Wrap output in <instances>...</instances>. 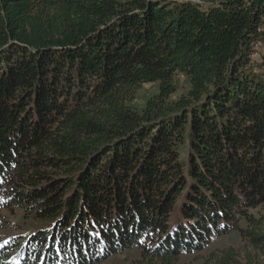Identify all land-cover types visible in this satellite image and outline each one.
<instances>
[{
	"label": "trees",
	"instance_id": "16d2710c",
	"mask_svg": "<svg viewBox=\"0 0 264 264\" xmlns=\"http://www.w3.org/2000/svg\"><path fill=\"white\" fill-rule=\"evenodd\" d=\"M263 39L264 0H0V206L41 221L0 264H175L242 218L206 264L264 260Z\"/></svg>",
	"mask_w": 264,
	"mask_h": 264
},
{
	"label": "rangeland",
	"instance_id": "374dc122",
	"mask_svg": "<svg viewBox=\"0 0 264 264\" xmlns=\"http://www.w3.org/2000/svg\"><path fill=\"white\" fill-rule=\"evenodd\" d=\"M204 3L211 2L215 3L220 0H200ZM264 42V39L262 40ZM262 58L259 59L257 63H260ZM256 63V62H255ZM264 69H259L257 72L262 73ZM174 82L176 84L177 92L172 97L173 100H176L182 94H185L189 89V81L183 75H176L174 77ZM158 84L149 83L144 84L140 90L136 93V99L134 101L135 106L140 109L144 107L146 100L157 92ZM184 158V156H183ZM6 206L8 204L6 203ZM6 206H0V219L1 226L3 229H0L2 235H13L17 236L25 232V228L32 229L37 226L40 227L41 221L37 220L29 211L25 210L20 206L12 204L11 208L8 209ZM248 213L252 214L255 218L264 215V205L257 207L256 209L249 210ZM235 227L229 228L228 233L212 236L210 243L202 251L191 252H181L177 260L174 261L175 264H206L207 259L214 254H217L226 249H233L235 252H238L239 259L245 263V253L250 252L251 248L247 246V242L242 240L240 235V229L246 228V221L242 219L235 220L233 225ZM21 237V236H20ZM253 254V251H251ZM264 263L263 257L256 259L255 264L259 262ZM262 263V264H263ZM95 264H157L156 260H151L147 257L143 249L140 247L130 246L128 249L121 250L118 253L109 256L105 260L95 263Z\"/></svg>",
	"mask_w": 264,
	"mask_h": 264
},
{
	"label": "built area",
	"instance_id": "2783aa9c",
	"mask_svg": "<svg viewBox=\"0 0 264 264\" xmlns=\"http://www.w3.org/2000/svg\"><path fill=\"white\" fill-rule=\"evenodd\" d=\"M169 1H175V2L189 1L192 3H196L198 5H201V6H206L210 4V3H204L200 0H169ZM263 54H264V42L262 41L256 42L252 48V53H251L252 61L258 62Z\"/></svg>",
	"mask_w": 264,
	"mask_h": 264
},
{
	"label": "crops",
	"instance_id": "0c3cea01",
	"mask_svg": "<svg viewBox=\"0 0 264 264\" xmlns=\"http://www.w3.org/2000/svg\"><path fill=\"white\" fill-rule=\"evenodd\" d=\"M207 3H211V2H207Z\"/></svg>",
	"mask_w": 264,
	"mask_h": 264
}]
</instances>
